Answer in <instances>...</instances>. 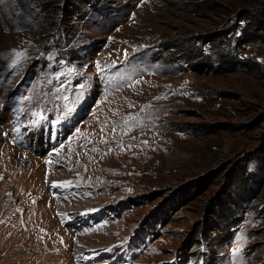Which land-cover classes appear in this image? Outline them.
Listing matches in <instances>:
<instances>
[{"label": "rangeland", "instance_id": "rangeland-1", "mask_svg": "<svg viewBox=\"0 0 264 264\" xmlns=\"http://www.w3.org/2000/svg\"><path fill=\"white\" fill-rule=\"evenodd\" d=\"M203 262L264 264V0H0V264Z\"/></svg>", "mask_w": 264, "mask_h": 264}, {"label": "bare ground", "instance_id": "bare-ground-1", "mask_svg": "<svg viewBox=\"0 0 264 264\" xmlns=\"http://www.w3.org/2000/svg\"><path fill=\"white\" fill-rule=\"evenodd\" d=\"M114 52H117V50H115ZM115 54V53H114ZM151 81V80H150ZM152 85H157V84H153L152 83ZM152 88V87H151ZM140 98V97H139ZM141 106L142 104H138V105H136L137 107L138 106ZM137 107H134V108H132V111L133 110H136V108ZM151 109H148V110H146L145 111V113L144 114H146L148 111H150ZM99 112H100V110H99ZM132 113V112H131ZM112 114V113H111ZM130 114H126V116L128 117ZM143 115V114H142ZM141 115V116H142ZM97 116H99V113L97 112L94 116H92V118L90 119V121H89V124H88V129H91L93 132H98L99 133V135H101V136H104V137H106V134H110V136L112 137V136H114V137H116L120 142H124L125 141V138H124V136L128 133V129L129 128H131V126H129L128 125V123H131V121L130 120H127L126 121V123H127V126H129V128H127V131L126 132H124L123 131V127L122 128H119L118 127V123L117 124H113V120H112V118H110V117H112V116H110V117H108V118H110V120L108 121V122H105V123H101L100 121H99V117H97ZM140 116V117H141ZM102 117V116H101ZM119 117V116H118ZM140 117H138V119H140L141 120V118ZM131 117L129 116V119H130ZM42 119V118H41ZM41 119H38V120H36V121H34V124H33V132H31V135H30V138H27V140L28 141H30L31 142V144H33V145H35L36 146V142H37V139H38V136L40 137V135H38L39 133H37V129H38V127H37V123H40V120ZM108 120V119H107ZM122 120V119H121ZM143 120V119H142ZM116 122V121H115ZM142 122V121H141ZM122 123L123 122H121L120 124L122 125ZM135 123V122H134ZM140 123V122H139ZM99 125L101 128H96V125ZM119 124V125H120ZM54 126H50L51 128H53V130H56V136H58V134H57V130L59 129V127L57 126V123L55 122L54 124H53ZM110 125H112V126H110ZM126 125V124H125ZM124 125V126H125ZM114 127V128H113ZM136 127V126H135ZM47 129H48V126L46 127ZM55 128V129H54ZM132 128H134V127H132ZM99 130V131H98ZM130 131V130H129ZM28 132H30V130H28L27 131V133ZM46 132V131H45ZM30 134V133H29ZM96 134V133H95ZM45 135V134H44ZM52 137L54 138V135L55 134H53L52 133ZM131 135V134H130ZM109 136V137H110ZM150 137H152V138H154V135L153 134H151V135H149ZM96 137V136H95ZM103 137V138H104ZM129 137V136H128ZM149 137V138H150ZM103 138H102V140L101 139H99V138H97V140L98 141H100V142H98L100 145H102L103 143H104V141H103ZM133 138V137H132ZM148 138V137H147ZM45 139V138H44ZM68 139V138H67ZM127 139V138H126ZM82 140V139H81ZM109 140V139H108ZM134 140V139H133ZM139 140V139H138ZM137 140V141H138ZM96 141V140H95ZM118 141V142H119ZM116 142V141H115ZM84 143V142H83ZM106 143V142H105ZM150 143V142H149ZM148 143V144H149ZM31 144H29L30 146H31ZM152 144V143H151ZM118 145H119V143H118ZM141 145V144H140ZM146 145V144H145ZM132 146H134V145H132ZM72 147V146H71ZM94 147H96V146H94ZM121 147V146H120ZM155 147V146H154ZM116 148V147H115ZM135 148V147H134ZM32 149V148H31ZM151 149V151L152 150H154V149H152V148H150ZM33 150V149H32ZM92 150V149H91ZM119 150V149H118ZM139 150V149H138ZM108 151H112L111 149H108ZM114 151H116V149L114 150ZM123 153H121L122 154V156H123V161H124V163H125V166H126V168H129L132 164L134 165V164H137V162H139V164H144V161H145V158L146 157H149V156H151V154H147V151H145V153H144V158L142 159L140 156L142 155H140V152H139V154L137 153L138 151L135 149V153H134V151L133 152H131V149H130V147H128V148H126L125 147V149H123ZM142 151V150H141ZM94 153V152H93ZM115 153V152H114ZM151 153V152H150ZM109 154V153H108ZM118 154V153H117ZM120 154V155H121ZM22 155V154H21ZM110 155V154H109ZM114 154H112V156H113ZM11 156V155H10ZM88 156V155H87ZM97 156V155H96ZM108 156V155H107ZM156 156V155H155ZM12 157H14V156H11V157H9V159L10 158H12ZM51 157L52 158H54L55 157V161L54 162H56V163H63V165L64 166H66V167H68L65 163H64V159L62 158V156H60V155H58V154H51ZM100 157V159L98 160V159H96V160H98V161H95V163L93 164V170H96L97 172H98V170L99 169H102V170H104V169H106L107 167L105 166H101V165H99V161L100 160H102V158L103 157H101V156H99ZM120 157V156H119ZM95 158V157H94ZM8 159V158H7ZM29 159V158H28ZM31 159V158H30ZM129 160V164H127V162H128V160ZM34 160V159H33ZM73 160V159H72ZM86 160V159H85ZM92 160V159H91ZM106 160V159H105ZM105 160H102V162L103 161H105ZM135 160H138L137 162L135 161ZM155 160V159H154ZM157 160V159H156ZM35 161V160H34ZM38 161V160H37ZM27 162V161H26ZM48 162V161H47ZM114 162V161H113ZM152 162H154V161H152ZM149 163V162H148ZM24 164V163H23ZM26 164H28V163H26ZM75 164H78V159L76 160V162H75ZM90 164H91V162H90ZM89 164V165H90ZM147 164V163H146ZM150 164H152V163H150ZM88 164H83V167H85L86 168V166H87ZM122 165V164H121ZM28 166V165H27ZM78 166V165H77ZM117 166H119V165H117ZM133 167V166H132ZM84 168V169H85ZM88 168V167H87ZM89 169V168H88ZM87 170V169H86ZM92 170V171H93ZM112 170H113V167H112ZM115 170V169H114ZM122 170V169H121ZM101 171V170H100ZM106 171V170H105ZM86 172V171H85ZM96 172V173H97ZM35 173V172H34ZM48 173H52V174H56V171H53V170H49L48 171ZM95 173V174H96ZM110 174V173H109ZM92 175H94L93 173H92ZM105 175V174H104ZM70 176V175H69ZM101 176H103V175H101ZM100 177V176H99ZM66 178V177H65ZM106 178V177H105ZM37 179V178H36ZM67 179H68V177H67ZM64 181V180H63ZM100 182V181H99ZM64 183V182H63ZM69 184V183H68ZM55 185V184H54ZM61 186V187H60ZM55 187H57L58 188V192H57V194H65L66 192H68L69 191V189H67V188H65V187H67V185H59V186H55ZM43 193V192H42ZM34 202V201H33ZM64 205V204H63ZM47 206V205H46ZM52 206V205H51ZM53 206H54V204H53ZM39 208V207H38ZM51 209V208H50ZM64 209V208H63ZM54 210V209H53ZM56 210V209H55ZM38 212V211H37ZM64 212V211H63ZM71 212V211H70ZM90 213V211H88V213H81L82 214V216L80 217V216H75V217H73V219H74V222L75 223H77L78 222V224H82L84 221H86L87 220V216H84L85 214H89ZM43 215V213L40 211V216H42ZM66 215V214H65ZM63 217H65V216H63ZM70 217V216H69ZM58 218V217H57ZM42 221L44 220L43 219V216H42V218H40ZM50 218H47V221L49 220ZM71 219V218H70ZM30 220V219H29ZM46 220V219H45ZM26 221V220H25ZM28 222V221H27ZM44 223H46L45 221H44ZM30 224V223H29ZM28 224V225H29ZM43 226V225H42ZM30 227V226H29ZM35 227V226H34ZM26 229H27V227H26ZM32 229H33V227H32ZM28 230V229H27ZM26 231V230H25ZM18 237V236H17ZM82 240V239H81ZM15 241V240H14ZM88 241V240H87ZM12 242V241H11ZM85 242V241H84ZM89 242V241H88ZM6 244V243H5ZM92 245V244H91Z\"/></svg>", "mask_w": 264, "mask_h": 264}, {"label": "trees", "instance_id": "trees-1", "mask_svg": "<svg viewBox=\"0 0 264 264\" xmlns=\"http://www.w3.org/2000/svg\"><path fill=\"white\" fill-rule=\"evenodd\" d=\"M249 172L241 175V177L248 176ZM245 191L238 190L234 193H228L227 197H222V199L218 202L217 209L215 211V215L218 216V221L211 222L218 224V228L220 229V223L231 222L235 217L234 208L240 204V201L244 199ZM204 264V262H203Z\"/></svg>", "mask_w": 264, "mask_h": 264}, {"label": "snow or ice", "instance_id": "snow-or-ice-1", "mask_svg": "<svg viewBox=\"0 0 264 264\" xmlns=\"http://www.w3.org/2000/svg\"><path fill=\"white\" fill-rule=\"evenodd\" d=\"M19 55V54H18Z\"/></svg>", "mask_w": 264, "mask_h": 264}]
</instances>
